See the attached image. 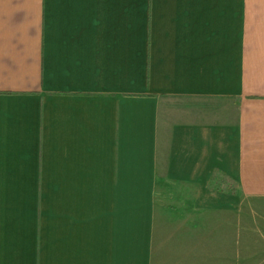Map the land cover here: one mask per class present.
Returning <instances> with one entry per match:
<instances>
[{"label": "crops", "instance_id": "0c3cea01", "mask_svg": "<svg viewBox=\"0 0 264 264\" xmlns=\"http://www.w3.org/2000/svg\"><path fill=\"white\" fill-rule=\"evenodd\" d=\"M262 200L264 0H0V264H233Z\"/></svg>", "mask_w": 264, "mask_h": 264}, {"label": "rangeland", "instance_id": "374dc122", "mask_svg": "<svg viewBox=\"0 0 264 264\" xmlns=\"http://www.w3.org/2000/svg\"><path fill=\"white\" fill-rule=\"evenodd\" d=\"M201 113L203 114V112ZM224 215L245 218L242 238L239 234L235 236V233L230 229L221 231L222 242L220 244L227 245V248L234 250V253L237 249V252L241 254L229 257V261L233 264H241V260L242 264H264V200L260 204H244L243 213L238 211L237 214L227 213L217 216Z\"/></svg>", "mask_w": 264, "mask_h": 264}]
</instances>
